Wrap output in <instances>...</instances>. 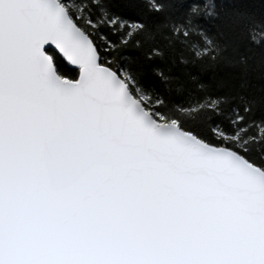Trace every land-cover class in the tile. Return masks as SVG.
Returning <instances> with one entry per match:
<instances>
[{"label": "snow or ice", "instance_id": "1", "mask_svg": "<svg viewBox=\"0 0 264 264\" xmlns=\"http://www.w3.org/2000/svg\"><path fill=\"white\" fill-rule=\"evenodd\" d=\"M216 8L0 0V264H264V30Z\"/></svg>", "mask_w": 264, "mask_h": 264}, {"label": "trees", "instance_id": "2", "mask_svg": "<svg viewBox=\"0 0 264 264\" xmlns=\"http://www.w3.org/2000/svg\"><path fill=\"white\" fill-rule=\"evenodd\" d=\"M216 5V10L219 12V16L215 18V26L213 30H218L223 33L224 38L239 43L242 50L246 45L251 43L248 39L247 28L248 30L257 28V32H259L260 29L264 30V22L249 25V21L246 19H238L231 12V9L234 7H246L250 12H254L259 19L264 21V3H262L261 0H245V3L243 4H237L235 0H216ZM250 46L252 47L253 53H255L252 57L253 61L261 55H264V47H260V45ZM228 71L231 70H221L219 74L223 76L226 75ZM258 151L264 152V145L259 146ZM256 155H259V153H256Z\"/></svg>", "mask_w": 264, "mask_h": 264}]
</instances>
